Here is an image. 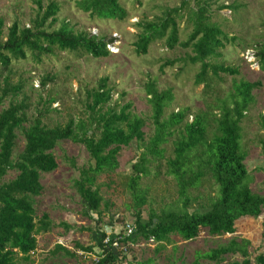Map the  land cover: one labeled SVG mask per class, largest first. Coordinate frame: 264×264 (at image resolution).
I'll return each instance as SVG.
<instances>
[{
  "label": "trees",
  "instance_id": "16d2710c",
  "mask_svg": "<svg viewBox=\"0 0 264 264\" xmlns=\"http://www.w3.org/2000/svg\"><path fill=\"white\" fill-rule=\"evenodd\" d=\"M36 14L29 26L20 27L13 22L7 29L6 38L0 40V66L9 68L13 60L26 59L28 54L35 62L44 57L53 56L56 51H67L75 55L106 57L112 38L94 33L75 31L69 21H58L60 6L50 0L43 4L37 0ZM76 7L88 13L91 18L124 20L127 10L119 0H75ZM232 4H222L221 8H231ZM211 9L207 0H181L177 6L167 7L160 17L154 20L139 21L141 31L135 41V52L146 54L151 42L163 39L167 48L177 45L191 48L190 63H200L195 74V84L206 86L211 78L220 73L236 75V66L210 62V58L221 56L226 44L235 40L218 24L211 21ZM186 16L191 27L186 39L180 40L179 19ZM59 22L57 27L55 23ZM3 20L0 18V36ZM260 68H264V42L253 53ZM174 61H166L171 65ZM161 65V71L164 68ZM2 79V80H1ZM54 79L53 75L41 78L45 85ZM0 89L1 101L11 95L22 92L20 82L12 83L9 75L2 76ZM260 86L259 81L239 79L232 84V92L225 99H218L215 105L197 113H191L189 107H181L166 113L174 94L171 88L158 89L155 79L145 84L150 115L132 112V104H110L113 88L108 77L98 79L96 86L86 94V116L78 119L68 118L63 124L48 126L44 121L45 111L50 107L36 108L31 117L27 114V99L10 100L8 106L0 111V264H25L31 261L36 250V234L47 231L50 226L47 213L35 220V209L31 199L41 193L40 172L49 173L56 169L57 162L52 149L58 141L70 139L82 144L91 161L80 168V177L74 181L77 192L85 203L84 214L100 215L102 197L96 179L100 174L113 172L118 167L117 156L122 146L133 140L144 149L138 160L132 163V174L126 183L131 195L133 230L121 236L118 241L132 240L138 236L144 240L164 242L171 234L183 239H192L201 227L209 234L233 233L235 221L242 216H258L264 208V194L255 193L249 187L248 170L244 163L247 156L242 146V127L240 122L253 102L252 91ZM124 93H122V97ZM192 115L191 120L189 116ZM147 119L152 124V134L145 139L142 130ZM24 137L22 150L13 158L17 131ZM171 140L172 155L165 156L164 144ZM264 154V143L261 144ZM165 159V175L171 176L176 185V199L172 204L158 210L150 207L144 213L143 206L148 203V187L142 185V179L158 176L150 164ZM15 169L14 178L4 181L8 170ZM211 180L216 190L205 202L200 201V187ZM198 206L194 207L193 203ZM107 233L100 231L95 264H113L118 257L110 237L106 244L102 240ZM82 250L91 252L93 247L76 244ZM249 243L245 239H231L220 244L203 255L212 261H221L225 255L238 253L241 260L226 264H251ZM59 248H64L57 245ZM67 252H69L67 250ZM255 263L264 264V253L255 257ZM141 264H149L145 261Z\"/></svg>",
  "mask_w": 264,
  "mask_h": 264
},
{
  "label": "rangeland",
  "instance_id": "374dc122",
  "mask_svg": "<svg viewBox=\"0 0 264 264\" xmlns=\"http://www.w3.org/2000/svg\"><path fill=\"white\" fill-rule=\"evenodd\" d=\"M37 0H0V18L3 20L0 40L6 38L8 27L17 22L20 27L29 26L36 14ZM46 4L50 0H41ZM60 6L58 21L65 19L75 31L94 33L98 36L112 38L108 45L109 55L92 57L77 56L67 51H56V54L44 57L35 62L28 54L26 59L13 60L7 69L0 66L2 76L9 75L12 83L20 82L22 92L17 96H7L0 103V111L8 106L10 100L27 99L29 117L36 108L50 107L45 111L43 121L48 126L63 124L68 118L78 119L86 116L87 91L96 86L102 76L108 77L112 86L110 104H121L130 101L132 112L149 117L150 105L147 101L145 84L155 79L158 89L171 88L174 99L166 113L181 107H189L191 113L208 109L217 112L215 105L218 99H225L232 92V84L239 79L259 81L254 88L253 102L240 122L242 127V146L246 151L244 163L248 170L249 187L255 193L264 194V154L261 144L264 143V68H260L254 52L264 42V0H207L211 9V21L234 36L235 40L221 50V56L210 58V62L236 66L239 73L228 75L220 73L211 78L208 84H195V74L200 63H190L188 55L191 48L180 45L167 48L165 40L159 39L149 44L146 54L135 52L137 34L141 31L139 21L154 20L160 17L167 7L177 6L181 0H119L127 10L124 20L91 18L88 13L79 10L75 0H55ZM192 5L193 0H188ZM222 4H232L231 8H221ZM55 23L54 27L59 25ZM180 40L186 39L191 27L186 16L179 19ZM174 61L173 64H165ZM165 65L161 71V65ZM53 75L54 79L45 85L41 78ZM2 80V79H1ZM0 80V89L2 81ZM122 93L124 96L122 97ZM192 115L189 116L191 120ZM142 130L145 139L152 134V124L147 119ZM24 137L17 131L13 158L22 150ZM165 156L172 155L171 140L164 144ZM144 147L133 140L122 146L117 156L118 167L110 173L100 174L96 179L102 197L100 215L91 213L86 216L85 203L76 190L74 181L80 177V168L91 161L85 147L70 139L57 142L52 154L57 167L49 173L40 172L41 193L32 196L35 209V220L47 213L50 226L47 231L36 234L37 247L31 254V261L25 264H95L99 252L97 240L100 231L104 230L109 237H121L129 233L132 227L133 207L131 195L126 183L132 174V163L138 160ZM165 159L157 166L150 164L151 170H159L158 176L142 179V185L148 187V203L142 208L146 216L148 208L158 210L172 204L176 199V185L171 176L165 175ZM15 169L8 170L4 181L15 177ZM216 186L211 180L203 182L200 187L201 200L205 202L208 195L215 193ZM197 202L193 203L196 207ZM133 230V228H132ZM121 235V236H118ZM132 240L117 241L113 246L118 253L113 264H226L241 260L238 253L225 255L221 261L204 258L206 251L231 239H245L251 264L255 256L264 253V208L256 216H242L235 221V231L220 235L209 234L207 228L201 227L192 239H183L171 234L164 242L144 240L132 236ZM93 247L91 252L77 247L76 244ZM61 245L64 248H59ZM67 250L69 252H67Z\"/></svg>",
  "mask_w": 264,
  "mask_h": 264
},
{
  "label": "built area",
  "instance_id": "2783aa9c",
  "mask_svg": "<svg viewBox=\"0 0 264 264\" xmlns=\"http://www.w3.org/2000/svg\"><path fill=\"white\" fill-rule=\"evenodd\" d=\"M128 231H129V233H130V232L132 231V227H128ZM129 233H128V234H129ZM128 234H127V235H128ZM118 238H119V237H116V238L114 239V241L112 242V245H113V246H115V245L117 244V241H118L117 239H118ZM109 239H110V237H109V236H106V237L102 240V243H103V244H106V243L109 241ZM98 249H99V252H101L100 246H98ZM99 252H98V253H99ZM95 260H96V262L98 261V256L96 257Z\"/></svg>",
  "mask_w": 264,
  "mask_h": 264
}]
</instances>
